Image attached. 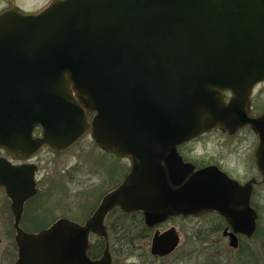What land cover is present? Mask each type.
Masks as SVG:
<instances>
[{
    "label": "water",
    "instance_id": "water-1",
    "mask_svg": "<svg viewBox=\"0 0 264 264\" xmlns=\"http://www.w3.org/2000/svg\"><path fill=\"white\" fill-rule=\"evenodd\" d=\"M261 82L264 0H52L36 12L0 13V148L14 158L62 154L90 135L131 164L85 223L18 229L15 264H113L106 220L115 209L141 213L151 229L215 212L254 237L255 181L241 186L215 166L196 169L178 147L249 127L264 174V115L251 110ZM32 168L27 197L36 193ZM92 236L106 241L97 260ZM179 245L175 228L157 230L150 253L164 258Z\"/></svg>",
    "mask_w": 264,
    "mask_h": 264
},
{
    "label": "rangeland",
    "instance_id": "rangeland-1",
    "mask_svg": "<svg viewBox=\"0 0 264 264\" xmlns=\"http://www.w3.org/2000/svg\"><path fill=\"white\" fill-rule=\"evenodd\" d=\"M51 1L0 0V13L12 7L34 12L45 8ZM253 100L258 110L264 113V85L255 89ZM255 143L256 137L248 130H242L234 138L214 132L186 147V150L192 152V157L197 161L222 159L224 168L229 173L246 180L254 175L251 159ZM39 159L44 162L43 167L50 174L58 171L63 175V218L80 222L99 204L107 191L113 190L122 182L130 169L128 160L102 152L91 137L62 155L44 150ZM255 204L260 214V229L255 239L245 242L248 247L246 244L242 245L241 251L230 249L221 234L210 238L212 226L218 223L216 218H176L158 228L161 233L170 228L177 230L180 245L172 254L164 258L152 257L151 241L142 242L136 257L119 264H248V249L254 251L256 264H264V184L256 190Z\"/></svg>",
    "mask_w": 264,
    "mask_h": 264
},
{
    "label": "flooded vegetation",
    "instance_id": "flooded-vegetation-1",
    "mask_svg": "<svg viewBox=\"0 0 264 264\" xmlns=\"http://www.w3.org/2000/svg\"><path fill=\"white\" fill-rule=\"evenodd\" d=\"M259 85H264V82L258 83L254 87L251 96L252 113L256 116L264 115V113L258 110L256 103H254L253 100V93ZM227 95L230 96V93H227ZM242 130H248L256 137V143L252 148L251 159V167L254 171V175L246 180L237 178L233 175V173H229V171L224 168L222 159H216L215 161H197L192 157V152L186 150V147L194 144L202 138L207 137L211 133H222L220 130H215L201 135L197 139H194L188 143H184L178 147V152L184 161L194 164L196 169L215 166L222 173L226 174L229 179L237 182L241 186H244L253 180L255 181V183H253V190L250 197L251 207L257 212L258 215L256 234L254 237L249 239L242 233H234L232 226L227 222V220L215 212L208 213L201 217L203 218L212 216L216 218L218 223L212 226V235L210 238L221 234L222 239L228 243L229 248L238 251H241L242 245L246 244V241H251L258 235L260 229V214L257 205L255 204V195L257 188L264 184V174L259 168L257 160L259 138L254 133V131L249 127H246L239 130L233 137H230L224 133H222V135L228 138H234ZM35 133L36 136L39 135L37 129ZM98 149L101 150L99 147ZM44 150L47 149H42L34 157L14 158L6 150L0 148V264H15L17 262L19 256L16 242L18 229L27 234H38L50 228L57 221L63 218V215L61 214L63 211V175L62 173L59 174L58 171L54 174H50L48 170H45V166L43 167L44 162L39 159L40 154ZM101 151L104 152L103 150ZM33 166L36 193L31 197H27L28 193L30 194L32 189L31 172ZM42 171L46 173H42ZM98 172L101 173L100 170ZM103 197L101 198L99 204L101 203ZM18 201L22 202V213L20 218L17 217L14 211V205L19 204ZM156 231L157 230H153L154 234ZM232 233H234L237 237V246L235 247L230 245ZM247 254L249 258L247 263L256 264L253 258L254 251L248 249Z\"/></svg>",
    "mask_w": 264,
    "mask_h": 264
},
{
    "label": "trees",
    "instance_id": "trees-1",
    "mask_svg": "<svg viewBox=\"0 0 264 264\" xmlns=\"http://www.w3.org/2000/svg\"><path fill=\"white\" fill-rule=\"evenodd\" d=\"M97 207L98 205L96 204L86 217L83 218V222L93 215ZM72 220L80 222L76 219ZM106 225L113 264H119L124 260L136 257L137 251L140 249L139 244L149 242L153 237V229L145 225L141 213L125 214L115 209L109 214ZM105 248L106 241L104 239L93 237L88 254L93 260L100 259L103 256Z\"/></svg>",
    "mask_w": 264,
    "mask_h": 264
}]
</instances>
